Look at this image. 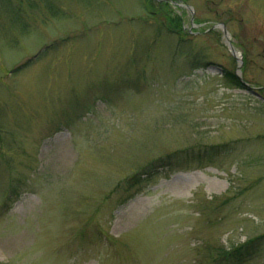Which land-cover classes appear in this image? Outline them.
Here are the masks:
<instances>
[{"label": "rangeland", "instance_id": "obj_1", "mask_svg": "<svg viewBox=\"0 0 264 264\" xmlns=\"http://www.w3.org/2000/svg\"><path fill=\"white\" fill-rule=\"evenodd\" d=\"M10 2L24 11L0 1V264H264V0H180L184 40L140 0ZM228 42L247 88L223 78ZM188 148L210 151L128 199L127 177ZM11 177L27 184L4 211ZM250 239L252 257L221 259Z\"/></svg>", "mask_w": 264, "mask_h": 264}, {"label": "trees", "instance_id": "obj_2", "mask_svg": "<svg viewBox=\"0 0 264 264\" xmlns=\"http://www.w3.org/2000/svg\"><path fill=\"white\" fill-rule=\"evenodd\" d=\"M3 2L5 9L8 13L14 15L15 12H23L22 3L20 4H12L11 0H0ZM142 8L150 13V15L157 19V30L158 31H165L170 35H176L182 40L187 38L192 34L191 31L186 29L185 27V15H181L176 10V4L174 1L179 2L180 0H140ZM186 1V0H185ZM31 6H36V2H30ZM53 13H62L61 11L58 12L56 9V5L50 3L47 5ZM201 21V20H196ZM26 26H25V25ZM21 27L26 28L28 25L26 23L21 22ZM213 33V32H212ZM51 46L47 45V51L50 49ZM195 62L193 65L200 67L201 61L199 57H195ZM27 64V63H26ZM20 67H18L19 69ZM17 70V68H16ZM223 78L225 81L228 82L231 86L239 87V88H246L243 81L237 76L235 71L233 70H224ZM78 102H81L79 100ZM224 145L222 146H211L212 154L216 155L218 153L225 152ZM194 148H188L181 151H176L174 153L167 154L166 156L159 157L147 165L143 167L142 170L139 172L127 177L123 182L124 184H120V187H123L126 192H130L128 195V199L134 197L141 191V184L143 182H148L153 179L157 174H162L165 172V176L169 174L181 170L187 169L191 167V161H194L197 157H201L202 153L205 152L207 154L210 150H204L197 152L196 156L194 154ZM27 181L26 180H17L16 177H11L9 181L8 188L6 190L2 210L8 211L11 205L20 197V195L25 192ZM126 200V199H125ZM255 254L254 248V240L250 239L244 244H240L239 246H235L230 250H223L221 252V259L227 260L231 259L233 263H242L243 261L247 260L248 258L252 257Z\"/></svg>", "mask_w": 264, "mask_h": 264}, {"label": "water", "instance_id": "obj_3", "mask_svg": "<svg viewBox=\"0 0 264 264\" xmlns=\"http://www.w3.org/2000/svg\"><path fill=\"white\" fill-rule=\"evenodd\" d=\"M219 25L224 29V33H225L224 35L227 37L226 38L227 41H230L229 36H228V30H227L225 24L222 23V24H219ZM228 45H229V49H230L232 55L235 56L236 58H238V60H239V66H238V69H237V75L242 79L241 65L243 63V59H242L241 56L237 55V52H236V49H235V46L233 45V43L228 42ZM244 84L248 85L246 82H244Z\"/></svg>", "mask_w": 264, "mask_h": 264}]
</instances>
